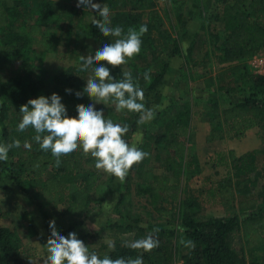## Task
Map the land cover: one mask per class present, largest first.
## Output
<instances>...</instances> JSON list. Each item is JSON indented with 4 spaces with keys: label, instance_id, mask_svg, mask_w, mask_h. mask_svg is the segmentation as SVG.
Wrapping results in <instances>:
<instances>
[{
    "label": "trees",
    "instance_id": "trees-1",
    "mask_svg": "<svg viewBox=\"0 0 264 264\" xmlns=\"http://www.w3.org/2000/svg\"><path fill=\"white\" fill-rule=\"evenodd\" d=\"M33 1L0 0V72L7 75L5 81H0V134L3 143L14 140L21 142L19 148L9 151L7 161H0V176L4 172L9 173L10 183L22 194L35 200L49 237V222L52 220H55L58 232L67 236L82 227L89 212V200L107 174L98 171L93 158L85 156L82 150L62 156L61 163L57 166L51 152L42 151L39 144L32 140L36 135L32 128L24 132L18 131V124L22 119L19 111L29 99L50 97L53 93L62 98L61 102L66 106L69 117H73L78 104L87 106L94 103L87 95L79 99L75 95L77 91L83 92L86 87L84 79L93 75L91 69L79 71V57L94 56L96 50L105 43H111V39L104 37L93 22H85L83 26L63 24L65 19L73 18L77 12L66 0H42L39 7L31 6ZM144 2L145 0L108 1L112 9H136L139 12L142 11ZM215 3L221 6L220 16L216 18L223 27L221 53L216 57L218 64L246 61L264 50V0H215ZM55 20L61 25L55 23ZM42 25L46 28L44 34H41ZM48 25L59 28L65 36V50L73 43L76 50L83 48L85 53L78 52L75 55L74 51H65L69 58L75 55L77 63L64 72L47 77L46 72L36 64L44 58L45 52H55L58 42L60 45L59 36L50 33ZM149 38L150 31L142 37V44L144 39ZM150 48L143 46L144 52ZM141 58L139 55L134 57L138 62H142ZM110 70L117 80L123 78L122 66ZM141 71L143 73V68ZM165 71L164 59L157 58L152 62L151 73L148 74L154 79L146 88V95L160 84ZM243 81L253 84L254 89H264V75H245ZM51 88L53 93H49ZM66 89H71L72 92L66 93ZM101 110L106 118L129 126L130 130L125 137L129 142L135 132L139 114L124 110L117 112L108 104ZM207 110L215 121L205 137L207 143L223 138L240 140L253 126H258L264 133V100L258 101L250 96L222 109L216 102H212ZM188 130L189 117L186 110L178 111L174 119L164 122L160 135L151 134L140 145L143 151L150 153L153 149L156 155L161 145L162 152L167 153L164 170L168 175L156 176L149 185H141V191L148 195V203L152 207L161 195L170 198L171 211L155 207L158 212L165 210L167 216L181 204L178 201V186L171 184L169 179L178 180L184 176L188 181L193 176L192 168L197 169L191 161L184 168L182 166L186 159ZM25 141L31 144L30 149L23 146ZM213 162L214 165L225 167L227 174L204 189L203 203L220 207L229 215L208 222H197L189 212L192 205H185L181 223L186 229V241L194 242V247H186V253L180 259L183 264H245L231 248L228 239L231 234L241 232L249 258L264 246V154L261 168L255 164L252 152L239 157L232 151L219 153L215 155ZM259 171L262 176L258 175ZM1 188L10 192L6 186ZM255 188L259 189L261 197L258 193L255 194ZM119 230L125 232L127 229ZM15 231L13 228L0 227V264H24L27 258L18 247ZM143 233H146L144 229ZM153 234L158 238L159 246L151 252L134 250L121 240L101 245L92 252L101 257L108 255L113 259L142 256L144 264H175V232L161 227ZM109 245L114 247L110 248ZM259 261L264 264V255Z\"/></svg>",
    "mask_w": 264,
    "mask_h": 264
},
{
    "label": "rangeland",
    "instance_id": "rangeland-1",
    "mask_svg": "<svg viewBox=\"0 0 264 264\" xmlns=\"http://www.w3.org/2000/svg\"><path fill=\"white\" fill-rule=\"evenodd\" d=\"M41 1L34 0L31 6L39 7ZM66 1L75 6L78 3V0ZM108 1L93 0L94 3L98 2L101 6L108 5L112 27L120 26L126 33L129 28L138 30L141 25H147V32H151V38L143 40L141 52L138 54L142 57V62H138L133 57L128 64L122 65L123 71H130L134 81H138L143 88L145 106L148 108L160 106L159 113L151 123V134L160 135L163 132L164 122L174 119L178 111L186 110L190 122L189 128L195 135L194 142L190 146L200 155H206V157L202 164L203 174L199 173V176L196 177L193 175L192 179L186 181L188 182L186 183L187 190L197 189L195 196H189L185 192L180 199L181 204L178 209L172 210L173 216L170 215L168 218L163 214L160 215L157 209L151 208L143 196L141 197L137 193L138 187H141L140 178L136 177L139 170L143 169V185H145L147 183L145 182L147 177L145 172L161 169L159 164L163 157L161 145L158 148V156L156 155V158L150 156L138 166L133 167L123 184L117 178L107 174L90 198L88 215L76 233L78 238L90 248V251L96 250L101 245H108L114 240L130 244L136 239L153 234V232L143 233V229L148 230L143 228V217L149 218L163 229L175 232L173 246L176 249L175 262H180L181 255L186 253V246L181 243L182 240L186 241L184 237L186 229L181 223L185 205H192L189 212L193 214V219L197 222H208L229 215L220 207L203 203L204 189L210 183L216 182L213 180L225 175V167L214 165L213 162L215 155L219 153L208 155L209 151L217 150L218 147H213L211 142L205 141L210 125L215 123L207 106L216 102L222 109L250 96L258 101H263L264 89H254L253 84H246L243 79L245 75H264V50H260L254 57L246 61L229 64L217 63L216 57L221 53L223 27L216 18L220 16L221 6L215 3V0H145L144 7L140 12L136 9L124 11L112 9ZM76 11L71 19L63 17L65 19L63 24H82L83 26L85 22L90 23L95 19H101L95 10L85 6L77 7ZM55 23L61 25L58 20H55ZM55 33L59 36L60 41V45L58 42L55 51H74L75 55L78 52L85 53L83 48L76 50L73 43L70 48L65 50L64 43H67L65 36L59 29ZM109 38L113 42L114 38ZM143 46L151 48L144 52ZM157 58L164 59L166 71L162 75L160 84L146 95V88L154 78L150 77V80L146 81L144 74L151 73L149 71L152 62ZM36 65L39 69L47 71L57 69V66L65 68L67 64L55 59L54 55L50 54L38 61ZM142 68L143 73H141ZM6 76V73L0 72V81H5ZM49 93H53L52 88ZM107 104L115 109V105L111 102ZM107 104H96L95 107L97 110H101ZM76 116L77 112H74L73 117ZM146 124L144 123V125ZM250 132V141L256 145L255 149L251 151L253 160L261 168L264 154V133L258 126H253ZM146 136L143 135V141ZM141 137L139 135V141ZM0 143H3L1 138ZM192 162L193 160H191ZM8 174L7 172L2 173L0 180L8 179ZM258 175L262 176L263 174L259 171ZM177 182L179 183V180ZM11 185L13 186L12 183ZM13 188L18 190L14 186ZM254 191L261 197L258 188H255ZM30 203V209L33 212L31 220H24L25 222L20 220L12 228L14 231L16 230L19 249L23 256L28 258L25 259L24 264H44V259L48 255L46 244L49 236L44 228L40 211L35 205V200L32 199ZM160 207L171 211L172 204L168 199L161 203ZM124 228L127 229L125 232L119 230ZM228 243L245 264H260V257L264 255V246L249 258L245 252L241 232L231 234Z\"/></svg>",
    "mask_w": 264,
    "mask_h": 264
},
{
    "label": "clouds",
    "instance_id": "clouds-1",
    "mask_svg": "<svg viewBox=\"0 0 264 264\" xmlns=\"http://www.w3.org/2000/svg\"><path fill=\"white\" fill-rule=\"evenodd\" d=\"M78 8L85 6L95 10L101 19L93 20L94 26L104 37H112L113 42L105 43L96 50L95 55L80 56V72L92 70L93 75L86 80L83 92L77 91L76 97L87 95L94 103L76 106V117H69L62 98L53 93L50 97L39 96L29 99L20 107L22 116L18 124V131L24 132L32 128L36 135L32 137L39 144L42 151L51 152L56 165L61 163V157L78 151L94 160L98 171L111 175L123 184L130 170L149 157V153L137 146L136 142L129 143L125 137L129 132L127 124L115 123L106 118L103 110H97L95 104L115 105L117 112L127 110L138 113V124L150 122L160 108L145 106V94L138 81H134L130 71L123 72V78L117 80L110 68H119L141 52L142 37L147 33V25L139 29L129 28L127 32L120 26H111L110 9L107 4L101 6L93 0H78ZM107 65V66H106ZM94 66V67H93ZM110 66V67H109ZM146 81L150 80L148 73L144 74ZM71 93V89H66ZM166 91V90H165ZM102 102V103H101ZM21 142L0 143V161L8 160V153L13 148H19ZM31 148L28 141L23 145ZM50 237L47 239V253L44 264H144L143 257L111 258L101 257L78 238L76 232L67 236L61 235L55 220L49 222ZM158 232V230H155ZM186 247H194L192 241H181ZM159 240L153 234L130 242L129 247L134 250L151 252L158 248ZM109 247H114L109 245Z\"/></svg>",
    "mask_w": 264,
    "mask_h": 264
},
{
    "label": "crops",
    "instance_id": "crops-1",
    "mask_svg": "<svg viewBox=\"0 0 264 264\" xmlns=\"http://www.w3.org/2000/svg\"><path fill=\"white\" fill-rule=\"evenodd\" d=\"M71 5H73L76 9L77 7L72 3ZM57 27L51 26L50 28H48V31L54 35H57L55 32H58ZM46 31V28L42 25L41 26V34H44ZM51 34V35H52ZM53 41L55 42V40L53 39ZM56 46V42L54 43V47ZM53 47H51L52 49ZM54 55L55 59L60 60L61 62H65L67 65L65 66V68H61V67H56L57 69L54 70H45L47 77L48 76H52L61 72L66 71L69 67L73 66L74 64L77 63V58H75V55H73V58H69L68 57V53H66L65 51H51L50 52H45L43 55L44 57L46 55ZM63 57V58H62ZM69 64V65H68ZM159 113V110L156 112L155 117L157 116V114ZM154 117V118H155ZM153 118V119H154ZM153 119L148 122L146 125L144 124H137L136 128H135V132L133 133L131 139L129 140V143H133V142H138L137 146L140 148L141 143L143 142V135H147L146 137L151 135V126H152V121ZM201 120H203L201 118ZM190 125V122H189ZM251 129H249L246 134L245 137L240 139V140H234V139H228V138H223L220 140H215L213 142H211L210 144H213L214 146H217L218 149H213L211 151H209L208 155H213L215 153H227L229 151L234 152L235 156L239 157L243 154H246L248 152H251L255 149L256 145L250 141V134H251ZM209 132V131H208ZM207 132V133H208ZM139 135L142 136L140 141H139ZM207 135V134H206ZM135 136V138H134ZM194 132L192 129L189 128L188 130V134H187V142H186V150H185V156L186 159L184 162H182V166L183 168L185 166H187V162L193 160V162L195 163V165L197 166L196 168H192L193 171V175L199 176V173L203 174V160L205 159L206 155H200L199 152L197 150H195L194 148L192 149V146H190V144H192V142H194ZM0 138H1V134H0ZM137 138V139H136ZM215 144V145H214ZM149 157H155L156 154L154 152V150L152 149V151L149 153ZM169 156V155H168ZM146 158V159H148ZM167 158V153H165V151L163 152V157H162V161H159L160 163V167L161 169L159 170H147L145 172V174L147 175V177L145 178L147 182L146 184H150L154 177L156 176H162V177H166L168 174L165 172L164 170V166H165V162L164 160ZM227 174V169L225 168V175L221 176L219 179H215L213 181H220L221 179H223ZM140 178V184L143 185V169L141 171H139V174L137 173L136 177ZM192 179V178H191ZM170 183L177 185L178 186V201H180L181 197L185 194V192L187 193V195H191V196H195L194 194H196V188H192L190 190H187V186H186V180L184 176H181L178 180L179 183L177 182V180L170 178ZM183 181V183H182ZM191 181V180H190ZM216 182H212V183H216ZM210 183V184H212ZM209 184V185H210ZM2 186H6L10 189V192H6L5 190H3L1 187ZM143 189V187H138V190L140 191L139 195H141V197L143 196V199H145L146 202H148V195L143 193V191H141ZM188 191V192H187ZM24 194H22L20 191L16 190L13 188V186L11 185L10 181L8 179H4L2 178L0 180V227H7V228H12L13 225H15L17 222H19L20 220L24 221V220H31V216L33 215L32 210L30 209V197L26 196ZM119 199H121L119 197ZM170 200V198L168 196L165 195H161L159 197V199L157 200L156 204L151 208H155V207H160V204L163 203L166 200ZM171 202V200H170ZM33 204V202H32ZM26 205V206H25ZM126 207V206H125ZM19 211V212H17ZM161 211V212H160ZM159 214L160 215H164L166 218L169 217V215L167 216L164 211L165 210H160ZM128 212V210H127ZM170 215L173 216V211L170 212ZM25 222V221H24ZM29 222V221H27ZM143 228H147L148 230L146 231V233H149L151 230H153L154 232H156L155 230H160L161 227L158 226L157 223H153L149 218H145L143 217ZM153 232V233H154ZM151 233V232H150ZM182 262V261H180ZM180 262H175V263H180Z\"/></svg>",
    "mask_w": 264,
    "mask_h": 264
},
{
    "label": "built area",
    "instance_id": "built-area-1",
    "mask_svg": "<svg viewBox=\"0 0 264 264\" xmlns=\"http://www.w3.org/2000/svg\"><path fill=\"white\" fill-rule=\"evenodd\" d=\"M175 264H183L182 262H180V263H175Z\"/></svg>",
    "mask_w": 264,
    "mask_h": 264
}]
</instances>
